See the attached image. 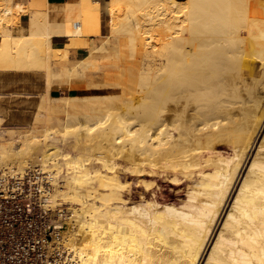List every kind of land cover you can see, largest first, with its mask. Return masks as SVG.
<instances>
[{"label": "bare ground", "instance_id": "obj_1", "mask_svg": "<svg viewBox=\"0 0 264 264\" xmlns=\"http://www.w3.org/2000/svg\"><path fill=\"white\" fill-rule=\"evenodd\" d=\"M61 10L25 27L0 0V75L46 83L27 125L0 109V182L39 162L70 202L57 264H264V0H108V29L99 0ZM158 180L184 187L162 202Z\"/></svg>", "mask_w": 264, "mask_h": 264}, {"label": "rangeland", "instance_id": "obj_2", "mask_svg": "<svg viewBox=\"0 0 264 264\" xmlns=\"http://www.w3.org/2000/svg\"><path fill=\"white\" fill-rule=\"evenodd\" d=\"M101 16L105 21L104 27L108 29L109 14L107 7L104 15L102 10ZM64 56L68 60H75L70 44L65 45ZM45 84L42 73L20 72L0 75V109H4L6 113L5 121H3L4 127L27 125L30 122L31 115L36 108V102L40 100L41 93L45 89ZM50 94L56 98L65 94H85V90L84 88L69 90L64 84L61 87L52 88ZM49 103V101H45L44 106H48ZM40 168L39 162H35L28 168L24 176L21 174L13 176L9 173V179L6 183L8 185L5 186L4 184L3 187L0 184L1 192L5 195L3 200H0V222L9 227L13 226V223L19 226L20 249L24 264H57L58 261L65 259L67 252L65 248L59 249L58 244L51 243V240L62 236L61 232L65 230L64 226L66 225L64 222L72 215L69 210L70 202H63L64 200L59 199L58 202H62H56L55 207L46 203L49 193L44 190L48 187L51 188V181L48 178V173H43ZM131 182L132 193L135 198L143 193L147 194L143 186H139L136 178L131 179ZM158 182L156 194L162 202L175 200L184 187V184L181 186L164 180H158ZM57 226L61 227L58 228ZM58 252L60 253L58 254Z\"/></svg>", "mask_w": 264, "mask_h": 264}, {"label": "crops", "instance_id": "obj_3", "mask_svg": "<svg viewBox=\"0 0 264 264\" xmlns=\"http://www.w3.org/2000/svg\"><path fill=\"white\" fill-rule=\"evenodd\" d=\"M78 1L79 0H47L50 8L54 9L52 16H56L55 18L57 22L63 21L64 16H65L64 14L65 11L61 10V8L67 7L68 4H72ZM99 1L102 5L103 15H104L105 9L108 4V0H99ZM41 2H44V0H13V4L17 6V8L19 9V14H20L19 22L21 26L26 27L30 23V17H31L33 9ZM56 11H59V12L56 13ZM10 12H11V8H8V7L1 8V15L5 17L8 16ZM67 40H68V36H66V34L55 33L53 35V42L56 45L61 42H66ZM83 54H85V50L80 48L77 52V56H82Z\"/></svg>", "mask_w": 264, "mask_h": 264}, {"label": "built area", "instance_id": "obj_4", "mask_svg": "<svg viewBox=\"0 0 264 264\" xmlns=\"http://www.w3.org/2000/svg\"><path fill=\"white\" fill-rule=\"evenodd\" d=\"M4 182H0L3 187L4 184L8 185ZM1 190L0 200H3L5 195ZM0 264H24L20 249V228L16 223L9 227L0 222Z\"/></svg>", "mask_w": 264, "mask_h": 264}]
</instances>
